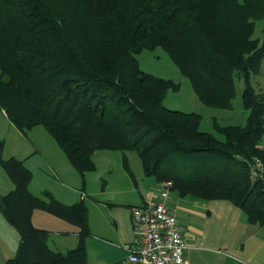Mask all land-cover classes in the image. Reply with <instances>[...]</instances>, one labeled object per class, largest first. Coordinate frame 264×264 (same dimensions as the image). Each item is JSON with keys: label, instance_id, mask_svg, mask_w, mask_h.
I'll return each instance as SVG.
<instances>
[{"label": "trees", "instance_id": "trees-1", "mask_svg": "<svg viewBox=\"0 0 264 264\" xmlns=\"http://www.w3.org/2000/svg\"><path fill=\"white\" fill-rule=\"evenodd\" d=\"M264 0H0V111L23 134L44 127L83 180L97 151L136 152L147 177L182 197L229 201L251 226L264 227V181L250 166L264 160ZM162 48L209 108L230 110L243 83L244 125L201 130L202 116L165 106L180 85L141 70L138 56ZM0 165L14 185L0 211L21 235L7 264H87L89 208L51 193L33 194L25 162ZM45 211L79 229L66 252L48 246L33 224Z\"/></svg>", "mask_w": 264, "mask_h": 264}, {"label": "crops", "instance_id": "crops-1", "mask_svg": "<svg viewBox=\"0 0 264 264\" xmlns=\"http://www.w3.org/2000/svg\"><path fill=\"white\" fill-rule=\"evenodd\" d=\"M263 28L264 24L262 30ZM261 74L264 75V68ZM257 84L260 91L264 92V77H258ZM0 121L1 128H12L19 131L9 121L4 111H0ZM0 139L3 138L0 137ZM260 147L264 150V136ZM6 150L7 144L4 152L5 159L17 158L24 161L28 167L29 157L27 156L30 151L25 152L26 157H20L16 153L6 156ZM97 152L93 155L94 162ZM113 152L121 154L123 168L131 178L132 184L115 183L110 198L92 200L91 205H93L94 212H98V217L93 219V242L91 241L93 258L89 259L87 264H128L126 263L128 254L123 246L131 243L134 237L131 208L149 200L162 187L155 178V184L145 181L143 178H147L145 169L136 152ZM52 154L60 160V167L52 160H48L57 178L63 177L77 181V177L81 175L71 164L67 155L58 150H53ZM49 158L52 159L51 156ZM134 167H138L137 170ZM138 171L140 175L136 176ZM137 177L142 178V184ZM13 189V183L9 184L5 194ZM30 190L35 194L32 183ZM103 192L107 194V188ZM173 194L179 198L173 199L175 200L174 205L172 203L169 205L176 210L179 222L182 223L187 244L185 264H264V227L249 225L241 209L229 201H201L189 196L182 197L174 191H171V198ZM114 195L123 198L114 200L112 199ZM86 197L85 191L68 190L62 197L57 198L66 205H73L81 201L85 202ZM32 221L36 228L49 232L47 243L51 250L66 253L77 247L79 229L76 226L42 210L34 212ZM20 244L21 235L0 211V264H7L8 260L15 258Z\"/></svg>", "mask_w": 264, "mask_h": 264}, {"label": "rangeland", "instance_id": "rangeland-1", "mask_svg": "<svg viewBox=\"0 0 264 264\" xmlns=\"http://www.w3.org/2000/svg\"><path fill=\"white\" fill-rule=\"evenodd\" d=\"M263 24V22H257L255 31L256 38L262 36ZM138 61L142 71L164 79H171L180 85V89L178 91H170L168 93L165 100V106L171 110H178L188 113L194 112L201 115L202 131L215 133V122L222 126L244 125L246 123L248 112L242 105V82L237 81L236 83L237 95L233 101V109L224 110L209 108L200 101L194 92L190 81L181 73L179 68L174 65L169 55L162 48H157L154 51H144L138 56ZM258 77L263 78L264 75L259 74L258 76L253 77L252 81L256 89L260 90L257 84ZM0 137L5 139L7 144V150L5 154L6 156L16 153L20 157H26L24 156L25 152L30 151L27 156L29 157L27 164L28 168L33 173L32 188L35 191L36 196L44 197V192H49L57 200H59L57 197H62V195L68 190H79L86 192L87 197L85 204L90 210L91 230V234L86 239L89 261V259L93 258V219L98 217V212L95 213L93 210V205H91L92 200L110 198V196L113 194V186L115 183L132 184L131 178L123 168L121 154L119 152L113 151L97 152L95 154L97 170L87 173L85 180H83L80 176L77 177V181H71L63 177L57 178L56 172L53 170L51 163L48 161L52 160L57 164V166L60 167V160L58 157H55L52 154V151H62L55 139L44 127H37L25 135L16 129H5L1 128L0 126ZM47 154L51 156L52 159H50ZM138 167L134 168L137 170ZM139 175L140 172L138 171L136 176ZM143 178H145L146 182H154L155 184L154 178ZM137 179H139V177H137ZM139 181L140 184H142V178L139 179ZM108 183L109 185H107ZM9 184L12 185L11 181L7 177L6 172L0 165V192L3 194L7 193V187ZM106 188L108 190L107 194L103 192ZM122 198L123 197L114 195L112 199L119 200ZM175 198L178 199L179 197L176 194H173L171 200L169 199L168 202L174 205L175 200L173 201V199Z\"/></svg>", "mask_w": 264, "mask_h": 264}, {"label": "built area", "instance_id": "built-area-1", "mask_svg": "<svg viewBox=\"0 0 264 264\" xmlns=\"http://www.w3.org/2000/svg\"><path fill=\"white\" fill-rule=\"evenodd\" d=\"M252 180L264 181V160L250 166ZM162 186V185H161ZM168 184L131 208L133 241L123 246L128 264H185L187 244L176 210L169 205Z\"/></svg>", "mask_w": 264, "mask_h": 264}]
</instances>
